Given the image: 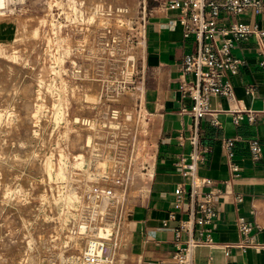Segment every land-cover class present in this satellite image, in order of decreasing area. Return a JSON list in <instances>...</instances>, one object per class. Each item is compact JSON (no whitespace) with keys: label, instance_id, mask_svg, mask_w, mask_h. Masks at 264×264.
Wrapping results in <instances>:
<instances>
[{"label":"rangeland","instance_id":"374dc122","mask_svg":"<svg viewBox=\"0 0 264 264\" xmlns=\"http://www.w3.org/2000/svg\"><path fill=\"white\" fill-rule=\"evenodd\" d=\"M144 1L3 0L18 32L0 47V264H82L88 239L117 240L154 139L138 103Z\"/></svg>","mask_w":264,"mask_h":264},{"label":"crops","instance_id":"0c3cea01","mask_svg":"<svg viewBox=\"0 0 264 264\" xmlns=\"http://www.w3.org/2000/svg\"><path fill=\"white\" fill-rule=\"evenodd\" d=\"M170 0H145V20L142 29L138 101L154 139L150 159L130 180L126 209L120 217L115 264H167L173 251V231L176 220L185 217L188 198L176 209L174 190L179 184L188 189L189 178L182 174L176 162L179 156L188 161L194 148L189 138L197 134L201 147L207 148L197 162V176L209 178L213 185L203 191L215 190L216 219L213 221L214 245H201L193 251V264H264V72L259 65L254 41H238L231 53L244 64L226 78L236 99L257 112L256 121L234 124L226 113L232 107L228 98L211 96L210 113L200 120L182 111L190 101L182 97L181 63L193 49L191 38H185L178 21V10L167 8ZM220 2L222 0H211ZM263 11L256 15L247 11L241 15L220 14L219 22L229 25L240 21L256 24L264 30ZM18 19H0V47L15 39ZM253 85L255 95L246 94ZM219 121L212 126L211 120ZM235 139L233 160L239 172L232 175L224 157L222 141ZM259 140L260 159L250 158L247 141ZM240 197L237 202L236 198ZM171 217H174L172 220ZM238 220L250 227L248 245L238 231Z\"/></svg>","mask_w":264,"mask_h":264},{"label":"built area","instance_id":"2783aa9c","mask_svg":"<svg viewBox=\"0 0 264 264\" xmlns=\"http://www.w3.org/2000/svg\"><path fill=\"white\" fill-rule=\"evenodd\" d=\"M167 8L178 10V21L182 26L183 36L191 38L193 49L186 54L181 63V73L184 77L181 83L183 98L190 101L188 108L182 111L188 113L194 121L200 120L210 113L209 99L211 96L228 98L232 107L226 113L232 122L237 124L246 121L252 124L256 121L257 112L247 108L245 104L235 98L231 82L226 74L235 73L241 65L242 59L235 58L231 51L238 41L253 40L259 55V65L264 72V30L256 24H248L240 21L223 25L219 22L220 14L226 13L233 16L252 11L259 15L263 11L262 0H170L165 3ZM3 9V8H2ZM141 20L142 29L145 20V8ZM246 94L255 95L253 85L246 87ZM139 103V102H138ZM139 110L142 107L139 103ZM212 126H219V121L211 120ZM194 150L188 161L179 156L177 167L183 175L189 178L188 189L185 184H179L174 190L173 206L176 209L184 204L183 196L188 198V207L185 217L176 220L173 231V251L167 264H193V251L201 245H214L211 225L216 219L215 190L203 191L205 186L213 185L209 178L197 176V162L202 160L207 148L201 147L197 134L189 138ZM235 139L229 138L222 141L225 160L231 174L239 172V167L234 162ZM248 152L253 162L260 159L261 144L257 139L247 141ZM116 184L124 186V181L116 180ZM95 199L111 201L114 199L113 191L106 186L101 188L95 185L92 188ZM237 202L240 197L236 198ZM122 215V214H121ZM121 217V216H119ZM174 220V217H171ZM250 227L238 220V231L244 241H248ZM105 237L90 238L86 242L81 254L82 264H112L114 260L117 240L110 244ZM248 245L260 247L258 244L247 242Z\"/></svg>","mask_w":264,"mask_h":264},{"label":"bare ground","instance_id":"6f19581e","mask_svg":"<svg viewBox=\"0 0 264 264\" xmlns=\"http://www.w3.org/2000/svg\"><path fill=\"white\" fill-rule=\"evenodd\" d=\"M3 6V0H0V8Z\"/></svg>","mask_w":264,"mask_h":264}]
</instances>
